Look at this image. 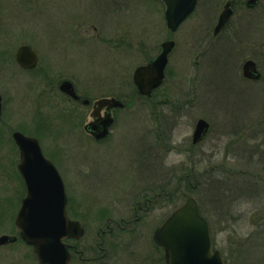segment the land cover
Here are the masks:
<instances>
[{"label": "rangeland", "instance_id": "obj_1", "mask_svg": "<svg viewBox=\"0 0 264 264\" xmlns=\"http://www.w3.org/2000/svg\"><path fill=\"white\" fill-rule=\"evenodd\" d=\"M226 1L198 0L193 13L173 32L159 0H0V235L19 234L15 216L21 185L15 176L12 140L19 130L37 137L44 152L60 163L71 198L68 216L80 219L85 228L84 236L72 243L85 250L86 258L106 238L118 245L104 264L155 261L153 232L158 223L141 222L132 233L119 230L107 216H91L100 203H111L96 193V170L107 167L114 176L106 187L113 189L127 184L118 181L115 172H124L131 181L136 172L152 169V175L138 177L134 185L145 187L152 180L162 187L154 189L162 192L156 213L165 218L193 196L209 221L214 245L228 263L264 264V0L255 9L236 0L229 23L214 37ZM170 39L176 45L165 82L146 99L136 91L134 70ZM22 44H30L39 55L32 70L16 61ZM121 44L124 49L118 48ZM248 58L258 63L259 80L248 81L243 75ZM64 79L72 80L78 93L92 101L116 94L126 102L114 112L119 131L116 124L112 135L99 143L88 137L82 129L93 119V105L61 91ZM165 104L182 105L181 117L164 119L170 137L154 160L147 150L146 128L155 127L156 110L167 116ZM200 117L212 127L204 141L192 145ZM177 121L172 138L170 126ZM143 156L155 167L137 162ZM127 158L131 164L122 165ZM76 201H83L80 207ZM111 226L115 238L103 233ZM79 260L75 253L72 264H88ZM0 264L39 262L33 248L20 239L0 245Z\"/></svg>", "mask_w": 264, "mask_h": 264}, {"label": "water", "instance_id": "obj_2", "mask_svg": "<svg viewBox=\"0 0 264 264\" xmlns=\"http://www.w3.org/2000/svg\"><path fill=\"white\" fill-rule=\"evenodd\" d=\"M166 4V19L168 27L175 31L181 23L193 12L198 0H163ZM258 0H250L254 6ZM233 13L228 2L219 15L215 27V34L223 29ZM175 46L174 40L162 43V50L158 56L148 64L141 65L134 72V82L142 95L152 96L153 90L159 87L165 79V69L169 61V54ZM18 63L28 69L36 67L38 55L33 48L24 44L17 51ZM244 74L247 77L259 78L260 72L256 62L249 59L244 64ZM61 90L78 99L74 85L66 80L60 85ZM89 103V100H85ZM117 98L103 97L94 105L93 115L97 117L99 111L106 107L107 114L101 123L96 120L87 125L98 139L108 135L113 122L111 109L123 106ZM2 113V96L0 95V116ZM210 123L200 118L194 132V143L199 142L207 134ZM98 130V132H96ZM13 137L21 151L19 168L25 178L27 195L16 217L20 236L30 245L40 264H69L71 253L68 238H80L85 229L77 220H72L67 213L68 197L63 179L42 151L37 137L15 131ZM43 161L47 173H41L30 167L31 162ZM41 189V190H40ZM18 236L3 234L0 244L14 242ZM154 240L163 246L167 264H229L222 252L214 247L208 220L201 214L197 200L190 196L187 201L175 209L171 215L157 227Z\"/></svg>", "mask_w": 264, "mask_h": 264}, {"label": "flooded vegetation", "instance_id": "obj_3", "mask_svg": "<svg viewBox=\"0 0 264 264\" xmlns=\"http://www.w3.org/2000/svg\"><path fill=\"white\" fill-rule=\"evenodd\" d=\"M249 1L250 0H245V4L247 5V7L249 9H255V8H257L260 5V1L261 0H258L253 7H250L248 5ZM228 2H230V7L232 8L233 14H234V11H235L234 3L237 2V1L236 0H227L226 3H228ZM217 21H218V19H217ZM216 24H217V22H216ZM216 24H215V26H216ZM215 26L213 28V36L214 37H216L218 34H220L223 31V29H225V27H224L217 34H215ZM113 43H115V42H113ZM28 45H30V44H28ZM112 48H115V46H113ZM118 48L119 49H124V45L121 44L120 46H118ZM18 49H17V51H18ZM161 49H162V45H161ZM33 50H34V48H33ZM108 52L109 53L110 52H114V49H109ZM160 52H161V50H160ZM16 54H17V52H16ZM36 54L38 55L37 52H36ZM154 58H152V59H154ZM152 59H150L148 62H146L144 64L149 63ZM249 59H252V58H248L247 60H249ZM252 60H254V59H252ZM254 61L256 62V60H254ZM38 62H39V55H38ZM245 62H244V64H245ZM244 64H243V75L245 76V74H244ZM37 65H38V63H37ZM37 65H36V67H37ZM36 67H34V68H36ZM256 68L260 72V77L257 78V79H254V78L245 76L247 78L246 80H248V81H250V80H259L262 77V72H261L257 62H256ZM27 70H32V69H27ZM66 80H70V79H64L62 82L66 81ZM70 81L73 83L72 80H70ZM73 85H74V88H75L77 94L79 95V98L78 99H74V98H71L68 95L69 98L77 100V101H82L84 104L92 103V105H93V110L91 112L93 119L90 120V121H87V122H85L83 124V129L81 128L83 130V132L88 137H90L91 139H94L98 143L108 139L112 135V133L114 132V128H115L116 124H117L116 125L117 126L116 133H117L119 131L118 130V122L116 123V117H115V113L114 112H115L116 109H121L122 110L123 108H125L127 106L126 103L123 106L113 107L111 109L113 122H112V125L110 126L108 136H106L104 138H101V139H98L91 132L92 130L87 128V125L89 123H92V122L96 121V120H99V122H97V124H96V125H99L101 123L102 118L107 114V108L106 107L102 108L99 111L97 117H95L93 115V111H94V104H95V101L97 99L92 101L89 97L82 96L81 94L78 93L74 83H73ZM160 87H158L155 90H153L152 96L147 97V96L142 95V97H144L146 99H151V97L154 96L155 92ZM117 96H119V95H117ZM109 97H116V94L115 95H111ZM118 99H120V98H118ZM85 100H89V103H85ZM165 106L168 109L167 116H166V114L164 113L163 110L162 111L156 110L155 127H147L146 128L148 131H147V136H146V140L145 141L147 143H149V145L147 147V150L148 151H152V153H150V154L153 156L154 160H156V157L159 158V156H160V154H161V152L163 150V140L164 139H168L170 137L169 131H168L169 127H167L168 125L164 121V119L169 121V118H172L174 116H176V117L179 116V118L181 117L180 109H181L182 105H171V104L167 105V104H165ZM154 107L157 108V105H154ZM2 113H3V97H2ZM2 113H1V116H0V123L2 122L1 121ZM200 118H203V117H200ZM200 118H198V120ZM204 119H206V118H204ZM198 120H197V122H198ZM207 121L210 123V127H209V130H208L207 134L204 136V138L202 140H200L197 143H194V132H195L196 125H197V122H196L194 130H193L192 138H191L192 145H197V144L201 143L202 141H204L207 138V136H208V134H209V132L211 130V127H212L211 122L209 120H207ZM178 125H179V121H177V123H174V124H172L170 126L171 133H172L171 134L172 138H173V135H174V130L178 128ZM166 130H167V132H166ZM96 132H98V130H96ZM166 134H167V136H166ZM12 140L14 142L15 151H16L15 160H14V170L16 172L15 176L17 177L18 183H20V185H21V190H20L21 193H20V196H19V205L21 206L22 200H23L24 196L27 193V187H26V184H25V180H24V178H23V176L21 174L20 168H19L20 159H21L20 148H19L18 144L16 143V141L14 140L13 136H12ZM146 142H145V144H146ZM191 149H193V147H191ZM42 150H43V148H42ZM43 154L48 160L52 161L54 166L57 168L58 172L60 173V175H61V177L63 179V182L65 184V187H66V190H67V193H68V185H67V182H66V179H65V176H64V172H63V170L61 168L60 163H57V161L55 160V158H53L52 155H47L44 152V150H43ZM97 161L99 162V160H97ZM124 161L126 162L127 165L130 163V159L129 158L125 159ZM150 161H151V159H147L144 156H143V160L142 159H138L137 160V162H142V163L144 162V164L146 166L148 165L151 168V166L154 164V162L150 163ZM84 164H86V163H84ZM98 164H100V163H98ZM132 164L134 165L135 163H132ZM30 167L34 171H37L39 174H41V173L46 174L47 171H48L47 169H45V163L43 161L31 162L30 163ZM152 172H153L152 169L150 171H147V174H142L141 172H136L135 174H133L131 176V181H130L129 178L128 179L125 178V173L124 172L117 171L115 173H116V177H117L118 181H120L121 183L124 181V182H127V184H125V185L121 184L120 186H118L115 189H113L112 187L111 188L108 187V186L106 187V182L107 183L109 182V178L111 177V175L114 176V173L112 171L108 170L107 167L106 168H102V171H99L97 169L96 170V176H97V190H96V193H98V194L103 196L102 200L111 201V203H109L107 205H104V206H100L101 205V203H100L99 206H97L96 210L91 209V212H90L91 216H98V217H100V216H105L106 217L107 216L106 217L107 221L110 222V223L114 222L116 225L119 226L118 227L119 230L120 229H125V230H127L129 232H132V233L134 232V230L136 228V225L140 224L141 222L148 223V224H156V223H158V226H159L172 213L171 212L170 214H168L165 218H163L164 214H162V212L156 213V209H159L161 207V206H159V203L162 202L160 200V198L162 196V192L161 193H156V192H154V189L155 188H162V187L156 185L157 182H152L151 179L150 180H151L152 184H147L145 187H140V185H134L135 184V180L138 177H141V178L146 177V176L149 177L150 175H152L151 174ZM142 188H143V191H141ZM23 193H25V194L21 197V195ZM96 197H98V196L95 195V198ZM68 199H69L68 200V207H69L70 201H71V198L69 197V194H68ZM126 201H128V202L124 204V202H126ZM82 202L83 201H78V202L76 201L74 204L77 205L78 207H80V204ZM115 202H117V203H115ZM105 206H107L109 208L110 207H114V208L111 211L110 209L106 208ZM129 214H130L131 217L130 216L128 217ZM76 220H78V221H80V223H82L80 219H76ZM156 228L154 229V232H155ZM115 230L116 229L113 226H111V227H109L108 232H106L107 230H105V231H103V233H106V235H110L109 236L110 238H112V237L115 238V236H116V231ZM154 232H153V240H154ZM118 235H120V233ZM79 239H77V240H79ZM19 240L20 239H18L16 242H18ZM68 241L70 243V246H72L70 248V251H71L70 264H72V261L74 259L75 253L78 254L80 262H82V260H87L88 264H104L102 261L105 262V260L113 258L112 257L113 256L112 248L114 246L118 245L117 241H114V239L107 240L105 238L104 239V245L105 246L104 245L101 246V242H100L98 244V247L94 246L93 249H92V252L94 253V255L92 257L90 256V257L86 258L85 257V250L80 249L77 246V244L72 243L73 239H69ZM16 242H14V243H16ZM14 243H9V244H14ZM154 244L156 246L155 247L156 251L153 254V257L155 259L153 264H166L164 249L161 246H159L158 244H156V243H154ZM98 250H100L102 253L99 254Z\"/></svg>", "mask_w": 264, "mask_h": 264}, {"label": "bare ground", "instance_id": "obj_4", "mask_svg": "<svg viewBox=\"0 0 264 264\" xmlns=\"http://www.w3.org/2000/svg\"><path fill=\"white\" fill-rule=\"evenodd\" d=\"M124 160H125V159H123L122 164H125V163H126Z\"/></svg>", "mask_w": 264, "mask_h": 264}]
</instances>
